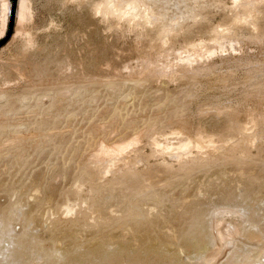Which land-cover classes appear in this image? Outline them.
Segmentation results:
<instances>
[{"label":"rangeland","instance_id":"obj_1","mask_svg":"<svg viewBox=\"0 0 264 264\" xmlns=\"http://www.w3.org/2000/svg\"><path fill=\"white\" fill-rule=\"evenodd\" d=\"M17 1L7 34L11 0H0V264H117L125 252L135 253L132 264L134 258L138 264H155L153 245L161 252H184L195 239L208 243L210 252H220L219 264H264L262 140L237 148L228 160L199 167L179 165L148 149L150 139L180 131L231 138L238 125L259 117L264 104V3L257 7V37L236 30V46L202 56L201 69L189 76L177 71L148 79L141 73L154 59L150 52L158 28H116L64 0H28L30 13L23 28L32 45L24 50L23 35L12 39ZM183 1L157 0L155 17L174 24V18L188 15L190 6L184 9ZM200 3L204 8L194 20L174 27L167 51L157 59H172L183 54L184 45L206 41L214 24L228 23L236 14L232 0ZM173 64L167 70H174ZM135 136L139 144L128 162L130 170L99 179L87 157L100 143L117 145ZM66 199L88 219L62 220L58 210ZM213 228L221 229L224 237L214 239Z\"/></svg>","mask_w":264,"mask_h":264},{"label":"bare ground","instance_id":"obj_2","mask_svg":"<svg viewBox=\"0 0 264 264\" xmlns=\"http://www.w3.org/2000/svg\"><path fill=\"white\" fill-rule=\"evenodd\" d=\"M156 1L157 0H64L66 4H71L75 7H82L85 9H88L94 16H100L102 20L104 21H109L112 22L113 25L116 28H127V29H145L146 26H153L155 28H158L157 33L155 34V39L153 40L152 46H151V52H150V58L154 59H149L152 60L151 62H148L149 64L146 65V68L143 70V74L141 75H148V76H156L160 77L161 76H168V75H173L177 71H180L181 73L183 71L189 72L188 76L192 74L194 71H197L200 67V58L202 56H208L212 54L216 49H220L223 46H226L228 48H233L232 40L236 38V30L239 29H245L249 32L250 37H257L256 34L258 32V25H257V7L260 6L262 3H264V0H232V5L233 8L236 9V14H234L233 19L230 20L228 23H216L214 24L213 28L211 29V36L209 39L205 40H198L194 41L191 43H188L185 47V50L183 51V54H174L172 56V59H168V57L165 59H158L156 58L158 55H164V53L167 51V44L168 41L170 40L172 33L174 31V27H179L181 24V21L184 19H190L194 20L197 17V10L204 8L203 4L200 3L203 0H186L183 1L184 4V9L189 7L188 10V15L182 16V14L178 18H174L172 22L174 24H168L164 20L165 18H159L155 17V9H156ZM181 1V0H180ZM7 5V4H6ZM4 5V20L6 24L7 20V14H8V5ZM231 5V6H232ZM225 5H223L224 7ZM263 6H261L262 8ZM230 8V7H229ZM260 8V7H259ZM28 0H18L17 1V6H16V15H15V27H14V34L12 36V39L16 38L18 35H23L22 41H21V47L25 50V48L29 47L31 44V41L28 37V35L25 32V29L23 28L24 22L26 21V18L28 17ZM177 10V9H176ZM260 11V10H259ZM181 12V11H180ZM230 12V11H229ZM259 13V12H258ZM30 16V15H29ZM260 16V14L258 15ZM165 17V16H164ZM203 17V16H202ZM30 18V17H29ZM207 18V17H206ZM13 28V27H12ZM112 30V29H111ZM118 30V29H116ZM129 31V30H128ZM3 34V33H2ZM26 34V35H25ZM122 35V34H121ZM202 36V35H201ZM141 37V36H140ZM139 37V38H140ZM145 38V37H144ZM142 40V39H141ZM147 40V39H146ZM258 40V39H257ZM263 40V39H262ZM12 41V40H11ZM152 41V40H150ZM78 43V42H77ZM32 45V44H31ZM149 45V44H148ZM235 45V44H234ZM238 45V44H237ZM141 46V45H140ZM236 46V45H235ZM238 47V46H237ZM150 48V47H149ZM172 48V47H171ZM106 49V48H105ZM146 50V49H145ZM231 50V49H230ZM242 50V49H240ZM170 53V52H168ZM175 53V52H173ZM146 55V54H144ZM167 55V54H166ZM149 56V55H148ZM212 57V56H210ZM149 58V57H148ZM208 58V57H207ZM146 59V58H145ZM144 59V60H145ZM209 59V58H208ZM203 60V59H202ZM142 61V60H141ZM195 61V64H191L192 62ZM80 62H82L80 60ZM174 62L173 65H175L174 70H167V66L169 63ZM78 63V62H77ZM112 63V62H111ZM144 63V62H143ZM205 63V61H204ZM81 63H78V66ZM106 64V63H104ZM68 65V63H67ZM144 65V64H141ZM192 65H195L196 68L194 70H191ZM70 66V65H69ZM109 66V65H108ZM125 66V65H124ZM203 66V65H202ZM81 67V66H80ZM106 67V65H105ZM111 67V66H110ZM139 67V65H138ZM171 67V66H169ZM173 67V66H172ZM25 67H22V69ZM79 68V67H78ZM100 68V66H99ZM104 68V67H103ZM114 67H112L113 70ZM20 69V70H22ZM67 69V68H66ZM70 69V67H69ZM68 69V70H69ZM81 69V68H80ZM105 69V68H104ZM100 69V70H104ZM108 68H106L107 70ZM115 69V68H114ZM117 69V68H116ZM16 70V69H15ZM64 70V68H63ZM87 70V69H86ZM89 70V69H88ZM118 70V69H117ZM140 69H138L139 71ZM81 71V70H80ZM132 71V70H131ZM135 72V73H138ZM117 72V71H115ZM120 72V71H118ZM123 72V71H122ZM133 72V71H132ZM134 73V72H133ZM41 74V73H40ZM61 74V73H60ZM63 74H66L65 72ZM61 74V75H63ZM71 74V73H69ZM82 74V72H81ZM85 74V73H84ZM107 74V73H106ZM128 74V73H127ZM178 74V72H177ZM185 74V73H184ZM119 75V74H118ZM181 75V74H179ZM186 75V74H185ZM78 76V75H77ZM81 76V75H79ZM114 76V75H113ZM117 76V75H116ZM129 75L125 76L128 77ZM135 76V75H133ZM139 76V75H138ZM147 78L149 79V77ZM182 76V75H181ZM187 76V75H186ZM192 76V75H191ZM63 77V76H62ZM131 77V76H130ZM142 77V76H141ZM176 77V76H175ZM69 78V77H68ZM80 77L79 79H81ZM88 78V77H87ZM86 78V79H87ZM96 79V77H93ZM92 78V79H93ZM101 78V77H100ZM114 78V77H113ZM121 78V77H119ZM132 78V77H131ZM130 78V80H131ZM139 78V77H138ZM159 78V79H160ZM76 78H74L75 80ZM84 79V78H82ZM105 79V78H104ZM115 79V78H114ZM112 79V80H114ZM117 79V78H116ZM185 79V78H184ZM66 80V79H64ZM69 80V79H67ZM66 80V81H67ZM77 80V79H76ZM98 80V78H97ZM100 80L103 81V78ZM105 80H108L105 79ZM120 80V79H118ZM137 80V79H136ZM140 80V79H139ZM86 81V80H85ZM109 81V80H108ZM124 81V80H123ZM134 81V80H133ZM61 82V81H60ZM77 82V81H76ZM97 82V81H95ZM100 82V81H99ZM104 82V81H103ZM130 82L129 80L126 81ZM139 82V81H136ZM63 83V82H61ZM65 83V82H64ZM68 83V82H67ZM66 83V84H67ZM80 83V82H78ZM77 83V84H78ZM85 83H89L88 81ZM53 84V83H52ZM73 84V83H72ZM75 84V83H74ZM260 84V82H259ZM264 85V81L262 82V87ZM44 86V85H43ZM137 88V87H136ZM264 89V88H263ZM261 90V88H260ZM258 92L257 90H255ZM68 92V91H67ZM70 92V91H69ZM264 92V91H263ZM259 93H257L258 95ZM261 96L264 95V93H260ZM256 96V94H254ZM129 99V98H128ZM257 99V98H256ZM132 100V99H131ZM264 100V98H263ZM129 101V100H128ZM126 101V103L128 102ZM191 101V100H190ZM130 103V102H128ZM262 106L260 111H259V117L257 116L256 119L254 118H249V121L245 125H238L236 127V134L234 137H221L219 135H214V134H205L203 131L205 127H202L203 133H196L192 132L193 134L190 133H182L177 132L173 133L174 136L168 137V136H163L162 138H152L150 139L149 147L148 149H151V153L154 156H160V157H169L174 159L179 165H189L190 163L193 164L195 167L203 166L206 164H209L214 161H225L228 160L231 156L232 153L235 152V150H238L237 148H248L250 145L253 144V140L259 139L262 140L264 143V104L263 101H261ZM123 104V103H122ZM125 104V102H124ZM59 105V104H57ZM260 105V103H258ZM234 111V110H233ZM254 111V110H253ZM232 112V111H231ZM220 114V113H219ZM229 114V113H228ZM233 114H236L235 111ZM234 117V116H232ZM236 117V116H235ZM177 118V117H176ZM180 118V117H179ZM45 119V118H44ZM42 119V120H44ZM247 119V118H246ZM134 121V120H132ZM215 121V120H214ZM43 122V121H42ZM41 122V123H42ZM218 122V120H217ZM234 122V121H233ZM238 122V121H237ZM119 123V122H118ZM17 124V123H16ZM43 124V123H42ZM46 124V123H45ZM112 124V123H111ZM180 124V123H178ZM218 124V123H217ZM216 124V125H217ZM235 124V123H234ZM100 125V124H99ZM225 126V124H223ZM97 127H100L96 125ZM95 126V127H96ZM203 126V125H202ZM212 126V125H211ZM219 126V125H217ZM177 127V126H176ZM179 127V126H178ZM201 127V126H200ZM101 128V127H100ZM103 128V127H102ZM93 129L95 131L96 128ZM97 128L96 130H98ZM191 129V128H190ZM200 129V130H201ZM145 130V129H143ZM141 130V131H143ZM154 130V129H153ZM209 130V129H207ZM263 130V131H262ZM70 131V130H69ZM103 131V130H102ZM171 131V130H170ZM230 131V130H229ZM176 132V131H175ZM189 132V131H188ZM209 132V131H208ZM217 132V131H216ZM220 132V131H219ZM100 133V131H99ZM111 133V132H110ZM146 133V132H144ZM151 133V132H150ZM147 133V134H150ZM51 134V133H50ZM114 134V133H113ZM165 134V133H164ZM112 135V134H111ZM127 135V134H126ZM162 135V134H161ZM14 136V135H12ZM18 137V135H16ZM15 136V138H16ZM130 136V135H129ZM139 136V135H138ZM135 136L132 137L124 142H120V144L117 145H105V143H100L98 144V148H95V152H91L92 156L87 157L88 160L90 159L92 169L97 172V176L99 179L107 180L108 176L113 175L117 171H124L128 172L130 170V167L128 166L129 160H131L132 153L137 152V146L139 144V137ZM148 136V135H146ZM23 137V136H19ZM28 137V136H27ZM11 138V136H10ZM148 138V137H146ZM145 138V139H146ZM14 139V138H13ZM22 139V138H21ZM144 139V140H145ZM10 140V139H9ZM12 140V138H11ZM19 140L16 138V141ZM109 141V140H108ZM7 142V141H6ZM13 142V141H10ZM18 142V141H17ZM148 142V141H146ZM258 143V142H256ZM109 144V143H108ZM12 145V144H11ZM23 145V144H22ZM25 145V144H24ZM19 146V145H18ZM255 146V145H254ZM23 149V148H22ZM12 150V149H11ZM20 149H18L19 152ZM240 150V149H239ZM247 150V149H245ZM94 151V150H93ZM3 152V151H1ZM141 152V151H139ZM246 152V153H250ZM11 153V151H10ZM9 153V154H10ZM90 153V152H89ZM142 153V152H141ZM16 154V153H15ZM15 154H13L15 156ZM88 154V153H87ZM151 154V155H152ZM8 155V154H7ZM11 155V154H10ZM90 155V154H89ZM149 155V153H148ZM260 155V154H259ZM5 156V155H3ZM23 156V155H21ZM234 156V155H233ZM254 156V155H253ZM20 157V156H19ZM86 157V155L84 156ZM252 157V156H251ZM237 158V157H236ZM242 159V158H241ZM240 159V160H241ZM19 160V158H18ZM17 160V161H18ZM86 160V159H85ZM87 160V161H88ZM154 160H156L154 158ZM236 159L235 161H237ZM250 161V160H249ZM132 163L134 162L131 161ZM137 162V160H136ZM139 162V161H138ZM234 162V161H233ZM139 164V163H138ZM150 164V163H149ZM163 164V163H162ZM174 164V163H173ZM190 164V165H191ZM228 164V163H226ZM247 164V163H246ZM249 164V162H248ZM134 165V163H133ZM166 165V164H165ZM237 166V165H236ZM246 166V165H245ZM259 166V165H258ZM141 167V166H139ZM172 167V166H170ZM177 167V166H176ZM191 167V166H189ZM234 168V167H233ZM132 170V169H131ZM144 170V169H143ZM202 170V169H201ZM200 170V171H201ZM147 171V170H146ZM163 171V170H162ZM166 171V170H164ZM181 171V170H180ZM217 171V170H216ZM137 173V172H135ZM162 173V172H161ZM167 173V172H164ZM118 174V173H117ZM160 174V173H159ZM230 174V173H229ZM93 175V174H92ZM91 175V176H92ZM95 175V174H94ZM116 175V174H115ZM130 175V174H129ZM137 175V174H136ZM82 176V175H81ZM120 176V175H119ZM133 176V175H132ZM135 176V175H134ZM139 176V175H137ZM115 177V176H114ZM122 177V176H121ZM125 177V176H124ZM110 178V177H109ZM113 178V177H112ZM133 178V177H132ZM138 178V177H137ZM111 179V178H110ZM214 179V178H213ZM43 180V179H42ZM78 180V179H77ZM112 180V179H111ZM134 180V179H132ZM131 180V181H132ZM141 180V179H139ZM128 181V180H127ZM210 181V180H209ZM54 182V181H53ZM80 183V181H79ZM92 183V182H91ZM142 183V181H141ZM93 184V183H92ZM100 184V183H99ZM106 184V183H105ZM140 184V183H139ZM169 184V183H168ZM81 185V184H80ZM85 185V184H84ZM131 185V184H130ZM195 185V184H194ZM39 186V185H38ZM74 186V184H73ZM104 186V185H103ZM110 186V185H108ZM143 186V183H142ZM149 186V185H148ZM162 186V185H161ZM87 187V186H86ZM155 187V186H154ZM76 188L78 187V183L76 185ZM194 188V187H193ZM197 188V187H196ZM201 188V186H200ZM213 188V187H212ZM39 189V188H38ZM43 189V188H41ZM72 189V188H71ZM95 189V188H94ZM108 189V188H107ZM139 189V188H138ZM144 189V188H143ZM154 189V188H151ZM164 189V188H163ZM167 189V188H166ZM198 189V188H197ZM36 190V189H34ZM33 190V191H34ZM51 190V188H50ZM137 190V189H136ZM149 190V189H148ZM196 190V189H195ZM39 191V190H37ZM80 191V190H78ZM88 191V190H85ZM92 191V190H91ZM106 191V190H105ZM109 191V190H108ZM82 192V191H81ZM139 192V191H137ZM145 192V191H144ZM83 193V192H82ZM198 193H200L198 191ZM35 194V193H34ZM105 194V193H104ZM209 194V193H208ZM31 195V194H30ZM106 195V194H105ZM140 195V194H138ZM199 195V194H198ZM202 195V194H201ZM198 196V197H201ZM34 196V195H33ZM91 196V195H90ZM89 196V197H90ZM149 196V195H148ZM113 197V196H112ZM146 197V196H145ZM78 198V197H77ZM105 198V197H104ZM109 198V197H107ZM155 198V197H154ZM195 198V197H194ZM35 199V198H34ZM32 199V200H34ZM85 199V198H84ZM94 199V198H93ZM135 199V198H134ZM147 200V198H144V200ZM198 199V198H197ZM47 201V199H45ZM187 200V199H185ZM193 200V199H192ZM196 200V199H194ZM50 201V200H48ZM96 201V200H95ZM99 201V200H98ZM140 201L138 198L135 199V202L137 203ZM200 201V200H199ZM211 201V200H210ZM36 202V200H35ZM74 202V200H73ZM97 202V201H96ZM94 202V203H96ZM181 202V201H180ZM185 202V201H184ZM188 202V201H187ZM212 202V201H211ZM20 203V202H19ZM60 203V202H59ZM86 205V201L84 202ZM98 203V202H97ZM134 203V205H136ZM231 203V202H230ZM264 203V202H263ZM262 203V204H263ZM27 204V203H26ZM107 204V203H106ZM212 204V203H211ZM232 204V203H231ZM45 205V203H43ZM42 205V206H43ZM56 205V204H55ZM39 206H41L39 204ZM49 206V205H48ZM77 204L71 203L69 200L66 199L64 201L62 207L60 210V218L65 219H73V220H85L88 219L87 214L83 212L82 210L79 211L76 209ZM81 206V205H80ZM137 206V205H136ZM183 206V205H182ZM20 207V206H18ZM263 207V206H262ZM102 208V207H100ZM124 208V207H122ZM147 208V207H146ZM20 209V208H19ZM53 209V208H52ZM89 209H91L89 207ZM95 209V208H94ZM139 209V208H135ZM134 209V210H135ZM182 209V208H181ZM214 209V208H213ZM195 210V209H194ZM237 210V209H235ZM48 211H50L48 209ZM54 211V210H53ZM86 211V210H84ZM97 211V210H96ZM101 211V209H100ZM149 211V210H148ZM216 211V210H215ZM231 211V210H229ZM234 211V210H233ZM21 212V210H20ZM59 213V212H58ZM90 213V212H89ZM130 213V212H129ZM141 213V212H139ZM145 213V212H144ZM149 213L152 212H148ZM21 214V213H19ZM56 214V213H55ZM138 214V213H137ZM136 214V215H137ZM155 214V213H154ZM161 214V213H160ZM235 214H239L235 212ZM100 215V214H99ZM118 215V214H117ZM52 216V214H51ZM90 216V215H89ZM138 216V215H137ZM136 216V217H137ZM150 216V215H149ZM160 216V215H159ZM158 216V217H159ZM194 218H198L201 215L197 214H192ZM21 217V216H20ZM46 217V216H44ZM44 217L42 216L43 220ZM139 217V216H138ZM143 217V216H140ZM190 217V216H189ZM51 219L49 216L48 219ZM92 218V217H91ZM89 218V219H91ZM100 218V217H99ZM98 218V219H99ZM145 218V216H144ZM143 218V219H144ZM162 219V217H159ZM46 219V218H45ZM56 219V217H55ZM58 219V218H57ZM120 219V218H119ZM178 219V218H177ZM52 220V219H51ZM54 220V218H53ZM59 220V219H58ZM55 221V222H58ZM124 220V219H122ZM129 220V219H128ZM216 220V219H215ZM46 220L45 222H47ZM50 221V220H49ZM61 221V220H60ZM89 221V220H87ZM110 221V220H109ZM133 221V220H132ZM147 221V220H146ZM207 221V220H206ZM63 222V221H62ZM61 222V223H62ZM54 223V221L52 222ZM89 223V222H88ZM91 223V221H90ZM103 223V221H102ZM126 225L127 222H125ZM149 223V222H147ZM47 224V223H46ZM97 224V223H96ZM110 224V223H109ZM31 225V224H30ZM101 225V224H98ZM168 223L165 225L167 226ZM213 225V224H212ZM220 225V224H219ZM32 226V225H31ZM49 226V225H48ZM51 226V225H50ZM94 226V223H93ZM133 226V225H132ZM169 226V225H168ZM40 227V226H39ZM66 227V226H65ZM52 228V227H51ZM68 228V227H67ZM80 228V227H79ZM120 228V227H117ZM195 228V227H194ZM203 228V227H201ZM30 229V228H29ZM96 229V228H95ZM115 229V228H114ZM173 229V228H172ZM223 229V228H222ZM144 231V230H143ZM146 231V230H145ZM213 238L214 239H220L224 237V232L221 229L213 228ZM211 231V232H212ZM226 231V230H225ZM130 232V231H129ZM170 232V231H169ZM55 233V232H54ZM61 233V232H60ZM124 233V232H123ZM122 233V234H123ZM228 233V232H227ZM99 234V233H98ZM226 234V233H225ZM60 235V234H59ZM171 235V233H170ZM176 235V234H172ZM62 236V235H60ZM128 236V235H126ZM132 237V236H131ZM179 237V236H178ZM228 237V236H226ZM231 237V234H230ZM175 238V236H174ZM227 239V238H223ZM229 239V238H228ZM231 239V238H230ZM121 240V239H120ZM21 241V240H20ZM122 241H124V238H122ZM232 241V240H231ZM134 242V240H133ZM158 242V241H157ZM166 242V241H165ZM177 243L176 241H173ZM216 242V241H215ZM58 243V242H57ZM179 243V242H178ZM217 244V243H216ZM227 244V243H226ZM47 245V244H46ZM135 245V244H134ZM142 249L143 247L140 246ZM174 247V246H172ZM218 247V246H216ZM218 249V248H216ZM180 250V249H179ZM221 250V249H220ZM248 250V249H247ZM217 251V250H216ZM223 251V250H222ZM226 253V252H225ZM220 252H210V249L208 247V243L205 241L202 242L199 239H195L190 243V247L183 252V250L179 252H161L156 245L152 246V256L156 257L157 262L155 264H219L218 262V256ZM229 254V253H228ZM233 254V252H232ZM135 253L133 252H125V256L122 258H119L116 260L117 264H132V256H134ZM225 255V254H224ZM231 255V253H230ZM74 256V255H73ZM238 256V255H237ZM241 256V255H240ZM227 257V255H226ZM136 261V264H138L136 258H134ZM232 261H234V257L232 256L231 258ZM9 264H15L14 262H10ZM228 264H232V262H228Z\"/></svg>","mask_w":264,"mask_h":264},{"label":"water","instance_id":"obj_3","mask_svg":"<svg viewBox=\"0 0 264 264\" xmlns=\"http://www.w3.org/2000/svg\"><path fill=\"white\" fill-rule=\"evenodd\" d=\"M14 5H15V0H11V3H10V14H9L8 25H7V34H9V32L11 30V27H12Z\"/></svg>","mask_w":264,"mask_h":264}]
</instances>
